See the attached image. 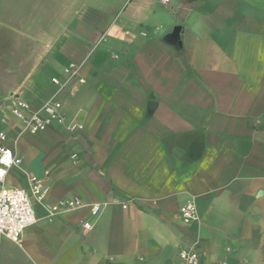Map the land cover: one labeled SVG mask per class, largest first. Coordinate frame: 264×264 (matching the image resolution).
<instances>
[{
	"label": "crops",
	"instance_id": "crops-1",
	"mask_svg": "<svg viewBox=\"0 0 264 264\" xmlns=\"http://www.w3.org/2000/svg\"><path fill=\"white\" fill-rule=\"evenodd\" d=\"M71 6L56 38H23L26 62L0 96V130L23 160L5 188L50 186L22 246L0 237V264H185L183 248L200 264H264V0ZM71 63L77 90L60 98L77 128L21 134L10 96L40 108ZM67 197L102 209L50 217Z\"/></svg>",
	"mask_w": 264,
	"mask_h": 264
},
{
	"label": "built area",
	"instance_id": "built-area-1",
	"mask_svg": "<svg viewBox=\"0 0 264 264\" xmlns=\"http://www.w3.org/2000/svg\"><path fill=\"white\" fill-rule=\"evenodd\" d=\"M66 79L61 80L54 77L52 80L58 86L55 92L40 108H33L29 101L12 94L10 96V109L15 118L21 122V134H36L44 131L54 124L67 125L69 130L74 131L77 125L67 123L64 104L60 98L61 92H67L72 96L77 90V86L69 87L70 80L80 75V66L71 63L65 68ZM83 77L79 78V83H84ZM8 133L0 130V237H6L22 246V235L26 228L38 221L34 201L44 202L50 191L49 184L42 178L33 176L30 179V191L15 186L5 188L4 183L10 169L19 167L23 160L16 150L7 144ZM76 153L72 158L76 159ZM89 205L92 215H98L102 209L101 203L86 204L78 197L62 198L58 202L47 205L48 215L54 217L64 211L83 208ZM127 207L126 204H123ZM181 217L185 222H191L198 218L197 206L194 201H188L180 208ZM85 230L92 228L90 221H83ZM180 257L185 264H200V253L195 248H183L180 250Z\"/></svg>",
	"mask_w": 264,
	"mask_h": 264
},
{
	"label": "rangeland",
	"instance_id": "rangeland-1",
	"mask_svg": "<svg viewBox=\"0 0 264 264\" xmlns=\"http://www.w3.org/2000/svg\"><path fill=\"white\" fill-rule=\"evenodd\" d=\"M77 0H0V96L10 94L25 58L23 38H56ZM20 40V41H18ZM8 89V90H7Z\"/></svg>",
	"mask_w": 264,
	"mask_h": 264
}]
</instances>
